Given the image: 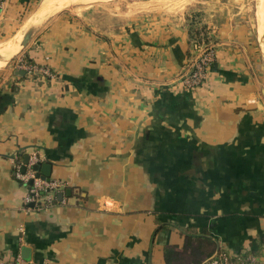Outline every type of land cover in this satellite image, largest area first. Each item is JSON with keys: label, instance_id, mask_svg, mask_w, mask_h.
I'll use <instances>...</instances> for the list:
<instances>
[{"label": "crops", "instance_id": "crops-1", "mask_svg": "<svg viewBox=\"0 0 264 264\" xmlns=\"http://www.w3.org/2000/svg\"><path fill=\"white\" fill-rule=\"evenodd\" d=\"M40 1L5 0L0 36ZM236 1L193 0L117 27L62 10L22 52L54 78L0 70V264L18 254L35 264H168L165 249L189 236L264 264V73ZM195 10L213 28L214 59L189 90L179 79L195 52ZM33 153L42 177L64 182L40 211L24 205L13 175Z\"/></svg>", "mask_w": 264, "mask_h": 264}, {"label": "rangeland", "instance_id": "rangeland-1", "mask_svg": "<svg viewBox=\"0 0 264 264\" xmlns=\"http://www.w3.org/2000/svg\"><path fill=\"white\" fill-rule=\"evenodd\" d=\"M193 1V0H192ZM191 0H105V1H98V2H93V3H87V4H80L77 5L76 7L74 6H68L65 7L66 11H70L76 14L83 15V12H89L94 20L97 21V23L100 25L101 23L105 22L106 18H113L115 26H119L122 22H128L131 21L132 19L137 20L139 17H144V16H158L162 14H167V13H174V12H181L185 10L186 8L189 7L190 3L192 2ZM258 1L259 0H239L236 3L231 2V5L229 6L230 9L235 6L237 10H240L241 14L246 16V20L248 22L249 28L252 30L254 36L258 35L257 31V23H256V18H255V13L258 8ZM235 2V1H234ZM37 6V5H36ZM35 6V7H36ZM60 10V11H62ZM59 11V12H60ZM202 12L201 15L198 13ZM203 11H193L190 12L191 16L193 18H190L191 21H189V34L191 38V44L195 48V52L192 57L191 65L187 69L186 73H189L192 71L193 63L195 61V56L200 53V51L204 48L207 47H213L212 41H213V28L208 27L206 33L203 32V29L201 28L202 25H204V16H203ZM32 14V13H31ZM30 14V15H31ZM29 15V16H30ZM54 14L53 16H55ZM89 17V14H87ZM28 16V17H29ZM52 16V17H53ZM52 17H49L48 19L44 20L42 23H40L34 33L37 34V31L42 28L48 20H50ZM118 19V20H116ZM138 21V20H137ZM200 27V28H199ZM196 28L201 30V32H197ZM14 30L8 32V34L13 33ZM6 34V36L8 35ZM200 34L202 36L200 42H196L194 38ZM33 35V36H34ZM195 35V36H194ZM5 35L0 36V40L6 38ZM209 39V40H208ZM259 38H257V49H258V54H259V66L262 68V72L264 73V63L263 59L261 56L260 52V46H259ZM25 47L21 48V50L15 54L12 58H10L4 66L0 70L8 69L10 66L11 68L18 65V62L24 61L22 57V52ZM195 55V56H194Z\"/></svg>", "mask_w": 264, "mask_h": 264}, {"label": "built area", "instance_id": "built-area-1", "mask_svg": "<svg viewBox=\"0 0 264 264\" xmlns=\"http://www.w3.org/2000/svg\"><path fill=\"white\" fill-rule=\"evenodd\" d=\"M5 0H0V17L3 13ZM192 71L184 74L179 83L185 89H197L201 87L207 79L208 69L214 59L213 47H207L200 51L195 56ZM15 70H24L30 76L46 77L47 79L54 78V74L47 66H38L36 64L26 63L21 60L18 65L14 66ZM35 153L28 156L27 162L20 158L15 160L13 167V175L16 180L27 188V193L23 198L24 205L27 208H33L40 211L51 206L55 200L56 192L62 191L64 182L60 180H51L42 177L35 169L37 164ZM254 257H250V262L254 261ZM2 264H35L33 260L25 259L19 254L9 262ZM211 264H235L230 260V256L225 253H220L211 261Z\"/></svg>", "mask_w": 264, "mask_h": 264}, {"label": "bare ground", "instance_id": "bare-ground-1", "mask_svg": "<svg viewBox=\"0 0 264 264\" xmlns=\"http://www.w3.org/2000/svg\"><path fill=\"white\" fill-rule=\"evenodd\" d=\"M98 1L105 0H41L32 14L13 34L0 40V55H2V58H0V67L2 68L10 58L19 52L23 33L31 24H40L60 10L65 9V7ZM258 3L255 18L257 23L256 27L258 31L260 52L264 57V0H259Z\"/></svg>", "mask_w": 264, "mask_h": 264}, {"label": "trees", "instance_id": "trees-1", "mask_svg": "<svg viewBox=\"0 0 264 264\" xmlns=\"http://www.w3.org/2000/svg\"><path fill=\"white\" fill-rule=\"evenodd\" d=\"M200 28V27H199ZM201 28L203 29V32L206 33L208 27L207 25H202ZM196 31L199 33L201 30L196 28ZM208 33V31H207ZM195 36V35H194ZM202 36L198 34L196 36L195 41L200 42ZM209 40V39H208ZM24 62H28V59H25ZM212 64V63H211ZM211 67V65H210ZM24 154L19 153V157L23 158ZM186 243L182 246V248H176L173 246L167 247L164 251V259L168 264H205V263H211V261L216 258L220 253H225L222 251H216L213 249V247L207 251H205L203 248H201V245H194L192 237L186 238ZM226 254V253H225ZM199 255V257H198ZM190 256V258H189ZM188 257V258H187ZM250 257L248 253L239 254L237 256L230 257V260L235 264H250ZM183 259H186L185 262L182 263Z\"/></svg>", "mask_w": 264, "mask_h": 264}, {"label": "water", "instance_id": "water-1", "mask_svg": "<svg viewBox=\"0 0 264 264\" xmlns=\"http://www.w3.org/2000/svg\"><path fill=\"white\" fill-rule=\"evenodd\" d=\"M58 13V12H57ZM39 24H31L23 33V37H22V40L20 42V45H21V48L27 46V44L29 43V41L31 40V38L33 37L37 27H38ZM20 48V50H21ZM19 50V51H20ZM261 56H262V59H263V63H264V57H263V54L261 53ZM0 58H2V55H0ZM15 73L16 74H24L25 71L24 70H15ZM28 160V156H25L24 158V162H27ZM39 168V165L36 164L35 165V169H38ZM59 197H62V194H59Z\"/></svg>", "mask_w": 264, "mask_h": 264}]
</instances>
